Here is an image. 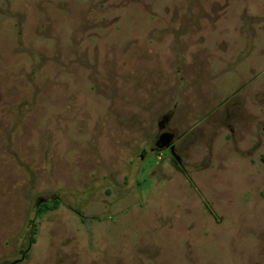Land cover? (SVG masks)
<instances>
[{
	"label": "rangeland",
	"instance_id": "obj_1",
	"mask_svg": "<svg viewBox=\"0 0 264 264\" xmlns=\"http://www.w3.org/2000/svg\"><path fill=\"white\" fill-rule=\"evenodd\" d=\"M0 264H264V0H0Z\"/></svg>",
	"mask_w": 264,
	"mask_h": 264
},
{
	"label": "water",
	"instance_id": "obj_2",
	"mask_svg": "<svg viewBox=\"0 0 264 264\" xmlns=\"http://www.w3.org/2000/svg\"><path fill=\"white\" fill-rule=\"evenodd\" d=\"M170 139V134H165L162 136V140L164 141V143H166V141H168ZM171 152L174 155V157L178 160V156L174 153V149L173 147H171Z\"/></svg>",
	"mask_w": 264,
	"mask_h": 264
},
{
	"label": "flooded vegetation",
	"instance_id": "obj_3",
	"mask_svg": "<svg viewBox=\"0 0 264 264\" xmlns=\"http://www.w3.org/2000/svg\"><path fill=\"white\" fill-rule=\"evenodd\" d=\"M169 150V149H168Z\"/></svg>",
	"mask_w": 264,
	"mask_h": 264
}]
</instances>
